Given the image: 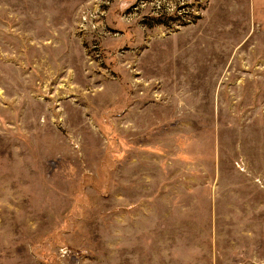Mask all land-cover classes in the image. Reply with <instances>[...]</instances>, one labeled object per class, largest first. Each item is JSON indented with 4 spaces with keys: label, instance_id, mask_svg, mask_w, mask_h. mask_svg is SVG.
I'll use <instances>...</instances> for the list:
<instances>
[{
    "label": "rangeland",
    "instance_id": "rangeland-1",
    "mask_svg": "<svg viewBox=\"0 0 264 264\" xmlns=\"http://www.w3.org/2000/svg\"><path fill=\"white\" fill-rule=\"evenodd\" d=\"M0 264H264V0H0Z\"/></svg>",
    "mask_w": 264,
    "mask_h": 264
}]
</instances>
